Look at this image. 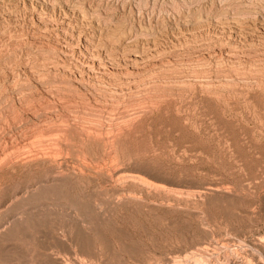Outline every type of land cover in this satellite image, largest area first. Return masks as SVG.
<instances>
[{
  "label": "rangeland",
  "instance_id": "obj_1",
  "mask_svg": "<svg viewBox=\"0 0 264 264\" xmlns=\"http://www.w3.org/2000/svg\"><path fill=\"white\" fill-rule=\"evenodd\" d=\"M36 1L0 0V154L3 153L0 160H4L0 162V264H57L56 261L60 259L63 260L62 264H173V260L174 264H189V260L190 264H264V51L257 46L254 50L256 52L251 51L252 63H248V66L237 63L236 68L224 59L220 58L223 64L219 58L210 59L209 53L218 45L215 41L216 35L220 33L207 25V21L203 30H197L194 39L187 41L194 49L187 42L178 44L181 46L178 48L176 45V51L173 49L175 57L179 54L178 58H189L190 64L179 65L185 70L176 66L174 69L153 73L159 76H151V83L148 81L145 84L148 90L143 87V91L141 89L128 98L126 96L122 100H114L115 103L108 95L101 93L107 106L99 111L93 106L90 108L86 100L75 102L77 105L71 103L68 106L70 114L65 117L61 113V104L48 101L44 96L46 94L25 73L28 66H37L36 70L39 69L41 56L57 54L53 50L41 48V52L47 51L46 55L38 53V48L32 43L36 34L27 31V26L37 23L36 11L43 13L45 10ZM80 1L87 3H84L90 9L87 15L92 19L100 17L107 20L119 14L120 18L116 20L121 19L128 25L134 24L132 27L137 36L148 27L149 34L140 35L145 37L154 33L161 36L168 24L187 21L192 15L203 20L218 16H228L225 19L232 20L240 12L242 15L237 16L244 21L250 19L249 22L245 21L250 23L259 17L258 12L264 13V0ZM235 1H238L237 5L233 3ZM105 5H110L111 10L113 7L121 10L115 8L116 11H110L109 6L104 10ZM242 9L250 11L243 12ZM256 9H259L258 12ZM97 12L104 13V18ZM178 12L179 15L182 13V19ZM244 14L246 17L243 18ZM10 19L17 20L16 28L11 26L13 20ZM51 19L54 20V17ZM141 24L145 27H141ZM200 64L203 67L209 65L203 69L202 66L199 68ZM202 69L203 73H199ZM12 75L15 78H11ZM46 76L44 84L54 89L56 98L62 97L58 89L60 84L57 85L60 81L54 76L47 80ZM56 81L57 89L52 84ZM150 84L152 87H149ZM71 93L75 97L70 84V89L68 87L66 90L70 100L74 98ZM40 96H43L41 100ZM51 103L53 106H50ZM54 104H57L56 107ZM76 108L77 111L71 112ZM38 114L40 116L36 117ZM56 116L61 120H57ZM44 120L54 124H47ZM62 120H65L64 123ZM55 121L63 129H58ZM49 126L52 128L49 129ZM57 129L64 134L54 132ZM39 131L48 141L43 138L41 141ZM22 132H26V135L23 136ZM50 134L53 138L49 140ZM36 136H39L38 141ZM62 139L64 145L61 144ZM17 140L22 143L20 141L18 145ZM30 141L37 143L34 146ZM39 143H44L46 151L53 150V154L51 150L50 157L47 152L43 153L44 146L40 144L41 150ZM58 144L59 147L62 145L65 152L57 149ZM29 146L31 154L35 153L33 157L27 151H23L27 154L22 152V149L29 150ZM12 150L19 152L15 154ZM54 150L59 157L61 150L64 153L61 154L63 159L54 157ZM18 153L23 155L19 156ZM7 155L8 159H4ZM18 156L22 158L21 161L17 159ZM53 172L55 175L60 174L57 179L52 177ZM7 201L8 207H4ZM195 255H202V259L207 257L202 262L201 257L196 258ZM209 257L211 260H207ZM192 258L200 260L194 262Z\"/></svg>",
  "mask_w": 264,
  "mask_h": 264
},
{
  "label": "bare ground",
  "instance_id": "obj_2",
  "mask_svg": "<svg viewBox=\"0 0 264 264\" xmlns=\"http://www.w3.org/2000/svg\"><path fill=\"white\" fill-rule=\"evenodd\" d=\"M14 1V0H13ZM45 1V2H44ZM90 1V0H89ZM239 1V0H238ZM238 1L236 2H233V3H236V5H237V3H238ZM11 2V1H10ZM39 5H41V6H43V7H45V10L43 11V13H41V12H37L36 11V13H37V23H35V24H32L31 26H27L28 28H27V31L30 33H33V32H35V34H36V38H34V40H33V45H35V47H37L38 48V53L39 52H41L40 51V49L39 48H41V49H50V51L51 50H53L54 52H56L55 54L57 55H54V53H52V54H50V55H47L46 57H43V58H39V60L41 61V63H40V67H39V69L38 70H36V67L34 66V68H32L31 66H26L27 68H26V70H25V73H26V75H28L37 85H38V89L40 88L41 89V92L42 93H44V94H46V95H44L45 97H46V99L48 100V101H56V102H58V103H60L61 104V109H62V111L61 110H59V111H61V113H63V115H65V117L67 116L68 117V115L70 114V108L68 107L71 103H74L73 105H77L78 103H79V101H88L87 103H90V105H91V107L90 108H92V106L94 107V108H96V110H98L99 111V109H101V108H103V107H105V106H107V105H105V103L103 102L104 101V99L103 98H101V93H105L106 95H108V97H110V99L112 98V100L114 101V100H117V101H119V100H122L123 98H126V96H127V98H128V96L130 95H132V94H136V92L137 91H139V90H141V91H143L146 87H147V85H145L148 81H150L151 79V76L152 77H154V75L156 76V75H158V73L157 74H154V75H152L153 73H156V72H161L162 70H165V69H174V67H176V66H179V65H188V64H190V61H189V58H185V57H183V58H178L179 57V54H178V57H175L174 55H173V51L176 49L177 50V48H178V44H182L183 42H187V41H189V40H192V39H194V37H195V33H196V31L197 30H203V28L205 27V25H206V22L208 21V23H207V25H211L210 27H213V29L215 30V32L216 33H220L219 35L217 34L216 35V43H218V45L217 46H215L213 49H212V51H211V53H209V57H210V59H218L219 58V60L221 61V59H224L225 61H227L231 66H233L234 68H236L235 66H237L236 64L238 63H245V65H247L248 66V63H252V61H253V56H252V52L251 51H254L255 50V48L258 46V48L260 47L261 49H262V51H264V13L263 14H259V12L257 11V10H259V9H256V12H258V15H259V17H255L254 19L255 20H251V22L250 23H246L247 21L249 22L250 21V19L249 20H247L246 21V19H245V21L242 19L241 20V18H239L240 16H237V15H242V14H240V12H239V14H237L236 16H234L233 17V19L232 20H226L225 19V17H228V16H225L224 18L223 17H220V16H218V17H210L209 18V20H207V19H205V20H203V18L201 19V18H196V16H193L192 14V18H190V19H188L187 17L188 16H186V19H188L187 21H181V22H173V21H171V22H173V23H170V24H166L167 26H168V28H165L166 30H164L162 33H161V36H158V35H156V33H154L155 35H152V36H149L148 37V35L145 37V35L146 34H149V29H148V27H146L147 28V30H142V34H145V35H143V36H140V35H142V34H139V36H137V35H135V33H134V27H132L133 25H130V23H129V25L127 24V23H125V22H123L121 19L118 21V20H116V18H120V17H118L119 16V14L118 15H113V16H111V17H109L107 20L106 19H104V20H102L100 17H99V19H97V18H93L92 19V17L90 18L89 17V15H87V12H88V9L89 8H86L85 7V5H84V3L85 4H87L86 2H82V1H78V0H38V1H36ZM196 2V1H195ZM214 2V4H215V1H213ZM218 2V1H217ZM216 2V3H217ZM230 2V1H229ZM243 2V1H242ZM250 2H252V1H250ZM14 3V2H13ZM89 3V2H88ZM91 3V2H90ZM93 3V2H92ZM197 3V2H196ZM232 3V4H233ZM252 3H254V1L252 2ZM5 4V3H4ZM15 4V3H14ZM19 4V3H18ZM34 4V3H33ZM214 4H213V6H214ZM225 4V3H224ZM230 4V3H229ZM241 4V3H240ZM248 4V3H247ZM261 4H262V2H261ZM6 5V4H5ZM25 5H26V3H25ZM35 5V4H34ZM99 5V4H98ZM102 4L100 3V6H101ZM216 5V4H215ZM239 5V4H238ZM242 5V4H241ZM240 5V6H241ZM249 5V4H248ZM253 5V4H252ZM256 4H254V6H255ZM264 5V4H263ZM8 6V5H7ZM6 6V7H7ZM21 6V5H20ZM89 6H90V4H89ZM95 6V5H94ZM104 6V5H103ZM106 6V5H105ZM109 6V7H108ZM212 6V7H213ZM223 6V5H222ZM226 6V5H225ZM247 6V5H246ZM0 7H2V5L0 4ZM26 6H24V8H25ZM88 7V6H87ZM97 7V6H96ZM107 7L108 8H110V5H107L106 6V8L104 9V10H106L107 9ZM112 7V6H111ZM123 7V6H122ZM235 8V6H232V8ZM237 7V6H236ZM250 7V6H249ZM248 7V8H249ZM252 7L253 6H251V9H252ZM256 7V6H255ZM9 8V7H8ZM90 8H92L91 6H90ZM116 8V7H115ZM114 7H113V10L115 9ZM126 8V7H125ZM137 8H139L138 6H137ZM197 8V7H196ZM202 8V10L204 9L203 8V6L201 7ZM206 8H208V7H206ZM209 8H211V5H210V7ZM217 8V7H216ZM219 8V7H218ZM222 8H224V7H222ZM225 8H227V7H225ZM229 8H231V7H229ZM256 8H258V7H256ZM11 9V8H10ZM18 9H19V7H18ZM116 9H118V10H121V9H119L118 7L116 8ZM116 9H115V11H116ZM195 9V8H194ZM214 10H215V7L213 8ZM212 9V10H213ZM255 9V8H254ZM253 9V11H255ZM2 10V9H1ZM6 10V9H5ZM90 10V9H89ZM93 10V9H92ZM97 10V9H96ZM100 10V9H99ZM109 10V9H108ZM113 10H111V8H110V11H113ZM123 10H124V8H123ZM190 10H191V8H190ZM201 10V11H202ZM222 9H220V11H221ZM230 10H232V9H230ZM229 10V11H230ZM234 10H236V9H234ZM238 10V9H237ZM246 10H249V9H245V11H243V9H242V11L243 12H246ZM8 11H9V9H8ZM12 11H14V10H12ZM16 11V10H15ZM22 11V10H21ZM94 11V10H93ZM98 11V10H97ZM131 11V10H130ZM200 11V12H201ZM204 11H205V9H204ZM207 11H208V9H207ZM217 11V10H216ZM225 11H227V10H225ZM250 11V10H249ZM253 11H251V12H253ZM261 11V10H260ZM264 11V10H263ZM7 12V11H6ZM5 12V13H6ZM24 12V11H23ZM32 12V11H31ZM30 12V13H31ZM96 12V11H95ZM107 12V11H106ZM109 12V11H108ZM142 12H144V11H142ZM180 12V11H179ZM179 12H178V15H179ZM187 12H189V11H187ZM186 12V13H187ZM198 12H199V10H198ZM210 12H211V9H210ZM214 12V11H213ZM232 12L234 13L235 11H233L232 10ZM243 12H241V13H243ZM13 13V12H12ZM18 13V12H17ZM22 13V12H21ZM89 13H92V11L91 12H89ZM94 13V12H93ZM97 13H99V12H97ZM111 12H109V14H110ZM113 13V12H112ZM141 13V12H140ZM149 13V12H148ZM196 13V12H195ZM201 13H203V12H201ZM205 13V12H204ZM209 13V12H208ZM227 13V15H229L228 14V12H226ZM1 14V13H0ZM4 14V13H3ZM19 14V13H18ZM100 15L102 14V13H99ZM104 14V13H103ZM103 14L101 15V17L103 16ZM137 14V13H136ZM151 14V13H150ZM182 14V13H181ZM181 14L179 15L180 17H181ZM190 14V13H189ZM197 14V13H196ZM223 14V13H222ZM231 14V13H230ZM256 14V13H255ZM5 15V14H4ZM6 15H8V14H6ZM13 15H15V14H13ZM87 15V16H86ZM91 15V14H90ZM94 15V14H93ZM124 15V14H123ZM140 16H141V14H139ZM153 15H154V13H153ZM199 15V14H198ZM235 15V14H234ZM254 15V14H253ZM22 16V15H21ZM26 17H27V15H25ZM120 16H121V14H120ZM142 16H144L143 14H142ZM155 16V15H154ZM154 16H153V18H154ZM175 16V15H174ZM177 16V15H176ZM184 16H185V13H184ZM210 16H211V14H210ZM214 16V15H213ZM232 16V15H231ZM2 17H4V16H2ZM15 17V16H14ZM51 17L53 18L54 17V20H52L51 19ZM89 17V18H88ZM95 17V16H94ZM97 17H98V14H97ZM144 17H146V16H144ZM148 17H150V16H148ZM170 17V16H169ZM193 17H194V19H193ZM199 17H200V15H199ZM202 17H204V14H203V16ZM244 17H246L245 16V14H244V16H243V18ZM252 17V16H251ZM6 18V17H5ZM19 18V17H18ZM28 18V17H27ZM31 18V17H30ZM102 18H104V17H102ZM152 18V17H151ZM174 18V17H173ZM176 18H178V17H176ZM17 19V18H16ZM32 19H34V18H32ZM101 19V20H100ZM158 19V18H157ZM175 19V18H174ZM181 19H182V17H181ZM180 18H179V20H181ZM1 20V19H0ZM11 20V19H10ZM13 20V21H12ZM11 21L12 22H10V23H12L11 24V26H13L14 28H16L17 26H18V23L16 22L17 20H14V19H12ZM24 20V19H23ZM27 20V19H26ZM150 20V19H149ZM163 20V19H162ZM172 20V19H171ZM176 20V19H175ZM178 20V19H177ZM176 20V21H177ZM9 21V20H8ZM157 21V20H156ZM33 22V21H32ZM35 22V21H34ZM141 23H142V20L140 21ZM140 22H138L139 24H140ZM150 23H152V21H149ZM160 21H158V23H159ZM164 22V21H163ZM27 23V22H26ZM148 24V23H147ZM147 24H146V26H147ZM29 25V24H28ZM157 25H159V24H157ZM8 26V25H7ZM10 26V25H9ZM135 26V25H134ZM141 27L143 26V24H141L140 25ZM155 27H156V25H154ZM164 26V25H163ZM166 26V27H167ZM22 27V26H21ZM143 27H145V26H143ZM150 27V26H149ZM153 27V26H152ZM151 27V28H152ZM154 27V28H155ZM8 28V27H7ZM136 28V27H135ZM159 28V27H158ZM25 29V28H24ZM205 29H207V28H205ZM137 30H138V26H137ZM153 30V29H152ZM154 31V30H153ZM160 31V30H159ZM198 32V31H197ZM211 32V31H210ZM214 32V33H215ZM137 33V32H136ZM139 33H141L140 32V30H139ZM158 33V32H157ZM206 33V32H205ZM213 33V34H214ZM202 34V33H201ZM150 35H151V33H150ZM209 36H210V34H209ZM33 37V36H32ZM198 37V36H197ZM200 37V36H199ZM202 37V36H201ZM213 37V36H212ZM204 38V37H203ZM207 38V37H206ZM215 38V37H214ZM205 39V38H204ZM208 39V38H207ZM205 41V40H204ZM214 41V40H213ZM22 42V41H21ZM192 42V41H191ZM195 42H196V40H195ZM187 43H189V42H187ZM199 43V42H198ZM211 43H212V41H211ZM190 44V43H189ZM188 44V45H189ZM193 44V43H192ZM194 44H197V43H194ZM202 44H203V42H202ZM176 45H177V48H175L176 47ZM187 45V46H188ZM191 45V44H190ZM190 45L188 46V47H190ZM210 45V44H209ZM182 46H184V45H182ZM192 46V45H191ZM197 46V45H196ZM179 47H181V46H179ZM184 47H186V46H184ZM193 47V46H192ZM209 47V46H208ZM211 47H213V46H211ZM211 47H210V49L209 50H211ZM175 48V49H174ZM191 48V47H190ZM203 48V47H202ZM201 48V49H202ZM174 49V50H173ZM189 49V48H188ZM193 49H194V47H193ZM200 49V50H201ZM45 50V51H46ZM175 50V51H176ZM257 50H259V49H257ZM52 51V52H53ZM180 51V50H179ZM191 51V50H190ZM199 51V50H198ZM202 51V50H201ZM206 51V50H205ZM42 52H43V50H42ZM41 52V53H42ZM47 52V51H46ZM45 52V53H46ZM178 52V51H177ZM184 52H185V50H184ZM186 52H188V51H186ZM193 52V51H192ZM197 52V51H196ZM203 52V51H202ZM254 52H256V51H254ZM44 53V52H43ZM44 53V54H45ZM176 53V52H175ZM206 53V52H205ZM204 53V54H205ZM208 53V52H207ZM260 53V52H259ZM49 54V53H48ZM193 54V53H192ZM196 54V53H195ZM36 55H38V54H36ZM43 55V54H42ZM46 55V54H45ZM181 55V54H180ZM186 55V54H185ZM188 56H189V54H187ZM206 55V54H205ZM257 55H258V53H257ZM184 56V55H183ZM193 56V55H192ZM254 56H255V54H254ZM259 56V55H258ZM261 56V55H260ZM200 57V56H199ZM196 58V57H195ZM198 58V57H197ZM202 58H203V56H202ZM202 58H200V59H202ZM221 58V59H220ZM264 58V57H263ZM38 59V58H37ZM206 59L207 58H205V62H206ZM255 60H256V58H254ZM259 59V58H258ZM39 60H37V61H39ZM196 60V59H195ZM202 60H204V59H202ZM201 60V61H202ZM218 60V61H219ZM198 61H200V60H198ZM213 61V60H212ZM217 61V62H218ZM219 61V62H220ZM264 61V60H263ZM195 62V61H194ZM194 62H192V63H194ZM203 62V61H202ZM208 62V61H207ZM210 62H211V60H210ZM209 62V63H210ZM217 62H216V64H217ZM222 62V61H221ZM220 62V63H221ZM254 62H256V61H254ZM262 62V61H261ZM191 63V64H192ZM197 63V62H196ZM204 63V62H203ZM224 63H226V62H224ZM259 63V62H258ZM263 63V62H262ZM262 63H261V65H262ZM199 64V63H198ZM202 64V63H201ZM200 64V66H199V68H202L203 66ZM211 64V63H210ZM221 64H223V62L221 63ZM204 65H205V63H204ZM207 65H209V64H207ZM206 65V66H207ZM218 65H220V64H218ZM225 65V64H224ZM241 65V64H240ZM244 65V64H243ZM243 65H242V68H243ZM255 65V64H254ZM261 65H260V67H261ZM181 66H179V67H181ZM202 66V67H201ZM205 66V67H206ZM213 66H215V64H213ZM253 66V65H252ZM258 66V65H257ZM257 66H255L256 68H257ZM178 67V68H179ZM196 67V66H195ZM205 67H203V69L205 68ZM212 67V66H211ZM220 67V66H219ZM227 67V66H226ZM241 67V66H240ZM251 67V66H250ZM177 68V69H178ZM181 68H184V67H181ZM188 68V67H187ZM190 68V67H189ZM207 68V67H206ZM205 68V69H206ZM221 68H223V66L221 67ZM229 68V67H228ZM237 68H239V67H237ZM245 68V67H244ZM252 68V67H251ZM250 68V69H251ZM262 68V67H261ZM176 69V70H177ZM180 69V68H179ZM186 68H184V70H185ZM196 69V68H195ZM203 69H202V72H199V73H203ZM224 69V68H223ZM246 69H248V68H246ZM249 69V70H250ZM258 69H259V67H258ZM258 69H256V70H258ZM183 70V71H184ZM196 70H198V69H196ZM195 70V71H196ZM224 70H226V69H224ZM239 70V69H238ZM244 70V69H243ZM243 70H241V71H243ZM252 70H253V68H252ZM174 71V70H173ZM172 70H171V72H173ZM181 71V70H180ZM190 70H188V72H189ZM198 71H200V69L198 70ZM206 71V70H205ZM209 71V70H208ZM227 71V70H226ZM234 71V70H233ZM241 71H239V72H241ZM245 71V70H244ZM247 71V70H246ZM259 71V70H258ZM261 71H262V69H261ZM176 73V72H175ZM178 73V72H177ZM176 73V74H177ZM191 73H194V72H191ZM197 73V72H196ZM205 73V72H204ZM228 73H231V72H228ZM227 73V74H228ZM250 73H251V71H250ZM164 74V73H163ZM163 74L161 75V76H163ZM169 74H170V72H169ZM168 74V75H169ZM188 74V73H187ZM207 74V73H206ZM235 74H237V70L235 71ZM240 74H243V73H240ZM249 73H247V75H248ZM252 74V73H251ZM48 77H47V76ZM165 75V74H164ZM193 75V74H192ZM199 75V74H198ZM201 75V74H200ZM205 75V74H204ZM46 76V78H47V80H48V78L50 77V76H54V77H56L57 78V81L59 80L60 81V83H57V81L55 82V84L54 83H52L53 84V86L55 85V87L58 85V84H60V85H58L59 87H58V89L61 91V93L63 94V96L62 97H60V98H56L55 97V95H54V89H51L50 88V86L48 87L47 85H45L44 84V77ZM159 76V75H158ZM160 76V77H161ZM194 76H195V74H194ZM197 76V75H196ZM228 76V75H227ZM226 76V78L228 79L229 78V76H231V74L227 77ZM239 76V75H238ZM245 76H246V74H245ZM244 76V77H245ZM249 76V75H248ZM203 77V76H202ZM233 77V76H232ZM240 77H242L241 75H240ZM239 77V78H240ZM247 77V76H246ZM11 78H15L14 77V75H12V77ZM155 78H158V77H155ZM197 78V77H196ZM200 78H201V76H200ZM200 78H198V80H200L201 81V79ZM243 78V77H242ZM29 79V78H28ZM30 79V80H31ZM52 79V78H51ZM51 79H49L50 81H51ZM55 78H53L52 80H54ZM159 79V78H158ZM192 79H194V78H192ZM202 79H204V78H202ZM232 79V78H231ZM247 79V78H246ZM17 80V79H16ZM20 80V79H19ZM31 80V81H32ZM152 80H154V78L152 79ZM197 80V79H196ZM205 80V79H204ZM233 80H235L234 78H233ZM232 80V82H235V81H233ZM12 81V80H11ZM58 81V82H59ZM157 81V80H156ZM155 81V82H156ZM228 81V80H227ZM239 81V80H238ZM237 81V82H238ZM246 81V80H245ZM52 82V81H51ZM51 82H50V84H51ZM199 82V81H198ZM229 82H231V81H229ZM242 82H243V80H242ZM13 83H15V82H13ZM24 83V82H23ZM56 83H57V85H56ZM149 83H151V81L149 82ZM154 83V82H153ZM157 83V82H156ZM156 83H155V85L154 86H156ZM161 83V82H160ZM10 84V83H9ZM47 84V83H46ZM48 84H49V82H48ZM49 84V85H50ZM68 84H69V86H68ZM70 84H71V89H72V92L74 91V93H75V97H74V95L71 93V96L72 97H74V98H72V100H70L69 98H68V96H69V94H68V96H67V94H66V90L68 89V87H69V89H70ZM184 84V83H183ZM222 84V83H221ZM244 84V83H243ZM22 85V84H21ZM158 85H159V83H158ZM202 85H203V80H202ZM10 86H12V85H10ZM13 86H14V84H13ZM34 86V85H33ZM36 86V85H35ZM52 86V87H53ZM146 86V87H145ZM151 86V84L149 85V87ZM160 86V85H159ZM15 87V86H14ZM13 87V88H14ZM54 87V88H55ZM143 87H145L144 89H143ZM152 87V86H151ZM36 88V87H35ZM211 88V87H210ZM213 88V87H212ZM56 89H57V87H56ZM146 90H148L147 88H146ZM150 90H152V89H150ZM37 92H40V91H38V90H36ZM18 92V91H17ZM68 92V91H67ZM146 92V91H145ZM208 92V91H207ZM26 93V92H25ZM60 93V92H59ZM141 93V92H140ZM144 93V92H143ZM142 93V94H143ZM21 94V93H20ZM34 94V93H33ZM57 94V93H56ZM104 94V95H105ZM24 95V94H23ZM106 95H105V97H106ZM151 95V94H150ZM215 95V94H214ZM66 96H67V98L68 99H66ZM138 96V95H137ZM140 96V95H139ZM43 97V96H42ZM41 96L39 97V99L41 100V98H42ZM57 97H58V94H57ZM135 97V96H134ZM6 98V97H5ZM21 98V97H20ZM37 97L35 96V99H36ZM132 98H133V96H132ZM131 98V99H132ZM22 99V98H21ZM34 99V98H33ZM46 99H45V101H46ZM130 99V98H129ZM24 100H26V98L24 99ZM36 100H38V98L36 99ZM107 100V99H106ZM127 100V99H126ZM125 100V101H126ZM18 101H20L19 100V98H18ZM31 101H33V100H31ZM108 101H109V99H108ZM27 102V101H26ZM25 102V103H26ZM75 102H78L77 104L75 103ZM124 102V101H123ZM29 103V102H28ZM36 103V101L34 102V104ZM42 103V102H41ZM57 103V104H58ZM84 103V102H83ZM82 103V104H83ZM107 103H109V102H107ZM114 103H115V101H114ZM120 103V102H119ZM43 104V103H42ZM48 104V103H47ZM56 104V105H57ZM81 103H80V105H82ZM29 105V104H28ZM52 105V103L50 104V106ZM55 105V104H54ZM56 105H55V107H56ZM59 105V104H58ZM88 105V104H87ZM43 106H44V104H43ZM53 106V105H52ZM86 106V105H85ZM84 106V107H85ZM109 106V105H108ZM115 106V104L113 105V107ZM117 106V105H116ZM119 106V105H118ZM21 107V106H20ZM25 107V106H24ZM38 107V106H37ZM37 107H36V110H37ZM47 107V106H46ZM45 107V108H46ZM55 107H53V108H55ZM73 107V106H72ZM112 107V108H113ZM34 108V107H33ZM39 108V107H38ZM44 108V107H43ZM48 108H50L49 106H48ZM83 108V107H82ZM93 108V109H94ZM25 109V108H24ZM23 109V110H24ZM47 109V108H46ZM81 109V108H80ZM86 109H88V111H89V108H86ZM109 109V108H108ZM27 110H29L30 111V108L28 109L27 108ZM33 110V109H32ZM38 110H40V109H38ZM43 110V109H42ZM50 110H52V108L51 109H49V111ZM55 110V109H54ZM53 110V111H54ZM72 110V109H71ZM82 110V109H81ZM84 110H85V108H84ZM92 110V109H91ZM95 110V111H96ZM105 110V109H104ZM26 111V110H25ZM35 111V110H34ZM33 111V112H34ZM48 111V112H49ZM74 111H77V108H76V110H73V111H71V112H74ZM78 111H79V113H80V110L78 109ZM101 111V110H100ZM41 112H44V111H41ZM54 112H56V113H58V111H54ZM53 112V113H54ZM82 112V111H81ZM85 112V111H84ZM32 113V112H31ZM37 113V112H36ZM40 113V112H39ZM60 113V112H59ZM94 113H96V112H94ZM143 113V112H142ZM35 114V113H34ZM49 114V113H48ZM46 115V116H50V115ZM33 115V114H32ZM44 115V114H43ZM51 115H52V112H51ZM59 115V114H58ZM73 115V114H72ZM75 115V114H74ZM73 115V116H74ZM93 115V114H92ZM91 115V116H92ZM95 115V114H94ZM38 116H40L39 114L36 116V117H38ZM60 116H62V115H60ZM91 116H90V118H91ZM29 117V116H28ZM41 117H42V115H41ZM55 117V116H54ZM57 117V116H56ZM64 117V116H63ZM83 117V116H82ZM81 117V118H82ZM58 118H59V120H61L60 119V117H57V120H58ZM86 118V117H85ZM96 118V117H95ZM8 119V118H7ZM6 119V120H7ZM10 119V118H9ZM8 119V120H9ZM12 119V118H11ZM14 119V118H13ZM32 119V118H31ZM39 119H40V117H39ZM48 119V118H47ZM56 119V118H55ZM99 119V118H98ZM49 120V119H48ZM65 120H66V118H65ZM64 120V121H65ZM11 121V120H10ZM36 121V120H35ZM43 121V120H42ZM41 121V122H42ZM45 121V120H44ZM53 121V120H52ZM63 121V120H62ZM64 121H63V123H64ZM87 121V120H86ZM6 122V121H5ZM15 122V121H14ZM23 122V121H22ZM31 122V121H30ZM32 122H33V120H32ZM37 122V121H36ZM41 122H39V123H41ZM88 122V121H87ZM2 123V122H1ZM7 123V122H6ZM10 123V122H9ZM34 123V122H33ZM45 123H50V121L49 122H46L45 121ZM55 123H56V121H55ZM57 123H58V121H57ZM56 123V124H57ZM59 123H61V121L59 122ZM84 123H86V122H84ZM37 124V123H36ZM35 124V125H36ZM42 124V123H41ZM51 124V123H50ZM52 124H54V123H52ZM51 124V125H52ZM56 124H55V126H56ZM34 125V126H35ZM58 125V129L60 128L59 126H60V124H57ZM63 124L61 123V126H62ZM85 125V124H84ZM4 126V128L6 127L5 125H3ZM11 126V125H10ZM9 126V127H10ZM41 126V125H40ZM67 126V125H66ZM73 126V125H72ZM44 127V126H43ZM63 127H65V126H63ZM3 128V129H4ZM42 128V127H41ZM50 128H52L51 126H49V129ZM55 128V127H54ZM53 128V129H54ZM94 128V127H93ZM44 129V128H43ZM45 129H46V127H45ZM52 129V130H53ZM57 129V130H58ZM60 129H63L62 127L60 128ZM71 129V128H70ZM98 129V128H97ZM23 130V129H22ZM27 130V129H26ZM25 130V131H26ZM37 130V129H36ZM39 130V129H38ZM52 130H50V131H52ZM24 131V130H23ZM28 131V130H27ZM26 131V132H27ZM30 131V130H29ZM41 131V130H40ZM39 131V132H40ZM44 131V130H43ZM60 130H58V131H54V132H59ZM20 132V131H19ZM18 132V133H19ZM26 132H25V134H24V132H22L24 135L23 136H25L26 135ZM33 132V130L31 131V133ZM37 132V131H36ZM46 132V131H45ZM49 132V131H48ZM47 132V133H48ZM61 132V131H60ZM22 133H21V135H22ZM30 133V132H29ZM43 133V132H42ZM51 133V132H50ZM89 133H90V131H89ZM92 133V132H91ZM34 134V133H33ZM32 134V137L34 136ZM44 134H46V133H44ZM49 134V133H48ZM54 134V133H53ZM60 134H64L63 133V131L60 133ZM66 134V133H65ZM75 134V133H74ZM18 135V134H17ZM16 135V136H17ZM58 135V134H57ZM56 135V138L58 137ZM72 135V134H71ZM10 136V135H9ZM15 136V135H14ZM28 137H29V135H27ZM26 136V137H27ZM49 135H47V137H48ZM50 136H51V134H50ZM49 136V137H50ZM60 136V135H59ZM69 136V135H68ZM11 137H13V134H12V136ZM17 137H19V136H17ZM16 137V138H17ZM27 137V138H28ZM39 137V136H38ZM38 137L36 136V140L38 141ZM44 137H46L45 135H44ZM48 137V138H49ZM55 137V136H54ZM60 137H62V136H60ZM66 137V136H65ZM70 137V136H69ZM30 139H31V137H29ZM35 138V137H34ZM39 138H41V141H42V138H43V134H42V136H41V132H40V137ZM51 138H53L52 136L49 138V140L51 139ZM63 138V137H62ZM68 138V137H67ZM18 139V138H17ZM29 139V140H30ZM46 140V141H48V139L47 138H43V140ZM64 139V138H63ZM63 139H62V143L61 144H63L64 145V143H63ZM28 140V139H27ZM44 140V141H45ZM54 140H55V138H54ZM53 140V144H54V141ZM57 140V139H56ZM58 140H60L59 139V137H58ZM13 141V140H12ZM18 142H17V144L19 145L20 143V141L21 140H17ZM25 141V140H24ZM31 141L32 142H34V139L32 140L31 139ZM30 141V142H31ZM37 141H36V143H37ZM40 141V140H39ZM31 142V143H32ZM43 142V141H42ZM51 142H52V140H51ZM61 142V141H60ZM64 142H66V141H64ZM68 142H69V139H68ZM67 142V144H68V147H69V143L71 142V140H70V142L68 143ZM21 143H22V141H21ZM35 143V144H36ZM45 143V142H44ZM44 143L42 144V143H39V148H41V150H42V146L40 145V144H42L43 146H44ZM47 143H49V142H47ZM47 143H45V144H47ZM57 143H59V141L57 142ZM74 143V142H73ZM107 143V142H106ZM14 144H16V143H14ZM16 144V145H17ZM28 144V143H27ZM32 144H34V143H32ZM35 144H34V146H35ZM60 144V145H61ZM66 144V143H65ZM66 144V145H67ZM91 144V143H90ZM11 145V144H10ZM10 145H9V147H10ZM15 145V146H16ZM17 145V146H18ZM29 145V144H28ZM31 145V144H30ZM38 145V144H37ZM36 145V146H37ZM49 145V144H48ZM48 145H46L47 146V148H48ZM71 145V144H70ZM74 144H72V146H73ZM83 145V144H82ZM7 146H8V144H7ZM6 146V148H9V147H7ZM22 146V145H21ZM27 146V145H26ZM32 146V145H31ZM31 146H29V148L31 147ZM33 146V147H34ZM50 146V145H49ZM53 146V145H52ZM55 146V145H54ZM53 146V147H54ZM62 146V145H61ZM59 147V144H58V147H57V149L59 148V149H62V147ZM75 146V145H74ZM2 147H4V146H2ZM12 147V146H11ZM25 147V146H24ZM28 147V146H27ZM26 147V148H27ZM55 147V148H56ZM64 147V146H63ZM68 147H67V151H68ZM21 148V147H20ZM20 148H18L17 150H20ZM29 148H27V149H29ZM35 148V147H34ZM39 148H38V150H39ZM44 149H43V153H45V152H47L48 153V156L50 157V155H49V152H50V150L51 149H48L47 151L45 150V146L43 147ZM50 148H51V146H50ZM54 148V149H55ZM65 148V147H64ZM2 149V148H1ZM11 149V148H10ZM9 149V151H11ZM15 149V148H14ZM22 149V148H21ZM36 149V148H35ZM57 149H55V150H57ZM58 149V150H59ZM74 149V148H73ZM3 150H5V149H3ZM2 150V151H3ZM16 150V149H15ZM37 150V149H36ZM41 150H40V152H41ZM54 150V151H55ZM63 151L65 150V149H62ZM13 151V150H12ZM23 151H27V153L28 154H30V157L32 156V154H31V148L29 149V150H26V149H22V152ZM32 151H33V149H32ZM52 151V154H53V150H51ZM66 151V152H67ZM74 151V150H73ZM76 151V150H75ZM111 151V150H110ZM14 153H15V151H13ZM17 152H19V151H17ZM16 152V153H17ZM20 152H21V150H20ZM30 152V153H29ZM35 152V151H34ZM41 152V153H42ZM58 152V151H57ZM65 152V151H64ZM68 152H70V151H68ZM6 153V152H5ZM15 153V154H16ZM23 153H26V152H23ZM26 153V154H27ZM63 154L64 155V153H62V151L60 150V152H59V154ZM1 154H3V153H1ZM1 154H0V157H1ZM7 154V153H6ZM9 154V156H11L10 155V153H8ZM14 154V155H15ZM23 155V154H21V153H18V155ZM35 154V153H34ZM33 154V156H35ZM37 154V153H36ZM40 154V153H39ZM57 153H56V151H55V154H54V157L55 156H57L56 155ZM61 154H60V157H59V155L57 156L58 157V159L60 158H62L63 159V157L64 156H62L61 157ZM19 155V156H20ZM43 154H40V156H42ZM47 155V154H46ZM67 155H69V154H67ZM8 155L7 156H5L4 157V159L6 158V159H8L7 157H9ZM19 156H18V158L17 159H20V161H21V159L22 158H19ZM25 157H26V155H24ZM23 156V158H24V160H25V157ZM28 156V155H27ZM32 156V157H33ZM37 156H38V154H37ZM36 156V157H37ZM29 157V156H28ZM42 157H44V156H42ZM46 157V156H45ZM48 157V158H49ZM57 157H56V160H58L57 159ZM66 158V157H65ZM64 158V159H65ZM3 159V158H2ZM34 159V158H33ZM51 159H53V157L51 158ZM59 159V160H60ZM10 160V159H9ZM49 159H47V161H48ZM56 160H54V162L56 161ZM1 161H3L4 162V160H0V162ZM26 161H28V160H26ZM38 161V160H37ZM40 161V160H39ZM53 161V160H52ZM61 161H64V160H61ZM41 162V161H40ZM59 162V161H58ZM2 163V162H1ZM55 163H57V162H55ZM54 164V163H53ZM55 165V164H54ZM57 165V164H56ZM55 165V166H56ZM59 165H60V163H59ZM50 166V165H49ZM56 167H58V166H56ZM87 167V166H86ZM53 168V167H52ZM60 168V167H59ZM61 171V170H60ZM85 171V170H84ZM55 173H57V172H55ZM60 173H62V172H60ZM52 174H54V172L52 173ZM51 173H50V175H52ZM57 175H60L59 173H57L56 175L54 174V175H52V177H54V179H57ZM50 177V176H49ZM56 177V178H55ZM60 177V176H59ZM65 177V176H64ZM60 179H62L61 177H60ZM144 179V178H143ZM63 180V179H62ZM50 181V180H49ZM137 181V180H136ZM142 181V180H141ZM59 184V183H58ZM56 186V185H55ZM66 187V186H65ZM151 187V186H150ZM162 188V187H161ZM59 189V188H58ZM214 189V188H213ZM52 191V190H51ZM66 191V190H65ZM206 191V190H205ZM29 192V191H28ZM17 193V192H16ZM20 193V192H19ZM64 193V192H63ZM66 193V192H65ZM71 194V193H70ZM21 195V194H20ZM15 196H17V195H15ZM25 196V195H24ZM19 197V196H18ZM17 197V198H18ZM23 197V196H22ZM11 198V197H10ZM16 198V199H17ZM22 199V198H21ZM8 200V199H7ZM11 200V199H10ZM14 199H13V196H12V201H13ZM18 200V199H17ZM16 200V201H17ZM101 200V199H100ZM87 201V200H86ZM5 205V204H4ZM11 205H12V203H11ZM10 205V206H11ZM82 205V204H81ZM86 205V204H85ZM4 207H8V201H7V204L4 206ZM17 207V206H16ZM84 207V206H83ZM1 208V207H0ZM3 208V207H2ZM10 208V207H9ZM50 208V207H49ZM62 208V207H61ZM82 208V207H81ZM5 210V209H4ZM42 210V209H41ZM43 210H45V209H43ZM68 210V209H67ZM79 210V209H78ZM6 211V210H5ZM52 211V210H51ZM0 214H1V212H0ZM10 214H12V213H10ZM90 214V213H89ZM56 215V214H55ZM11 217V216H10ZM9 217V218H10ZM63 217V216H62ZM8 218V217H7ZM11 220V219H10ZM83 220V219H82ZM6 222H8V221H6ZM5 223V222H4ZM3 223V224H4ZM12 224V223H11ZM5 225H6V223H5ZM69 225V224H68ZM2 226V225H1ZM0 226V227H1ZM4 226V225H3ZM2 228V227H1ZM6 228H8V227H6ZM0 230H2V229H0ZM3 233H4V230H3ZM66 233V232H65ZM70 234V233H69ZM5 236V235H4ZM2 240V239H1ZM12 240V239H11ZM59 241V240H58ZM219 245V244H218ZM223 245V244H222ZM237 245V244H236ZM205 247H206V245H205ZM218 247V246H217ZM207 248H208V246H207ZM236 248V247H235ZM200 249V248H199ZM198 249V250H199ZM202 249L204 250V249H206V248H203L202 247ZM82 250V249H81ZM203 250H201V252L203 251ZM200 251V250H199ZM222 251V250H221ZM11 252V251H10ZM206 252V251H205ZM256 252V251H255ZM88 253V252H87ZM198 253V252H197ZM196 253V254H197ZM207 253V252H206ZM53 254V253H52ZM193 254H195V252L193 253ZM203 254V253H202ZM210 254V253H209ZM199 255V254H198ZM205 255V254H204ZM196 256V255H195ZM202 255H200V256H196V258H200ZM187 257H188V255H187ZM192 257V256H191ZM190 256H189V258H191ZM205 257H207V256H205ZM205 257L202 259V257L200 258V259H202L201 261L203 262V260H205ZM171 259V258H170ZM186 259V258H185ZM188 259V258H187ZM193 259V258H192ZM200 259H193V261L195 260L196 262H198V260H200ZM207 259V258H206ZM176 260V259H175ZM207 260H211L210 259V257H209V259H207ZM63 262V260H58V261H56L57 262V264H62V262ZM170 261V260H169ZM185 261V260H184ZM187 261V260H186ZM185 261V262H186ZM192 261V263H194ZM263 261V260H262ZM173 262V264H174V260L172 261ZM189 262V264L191 263L190 262V260L188 261ZM200 262V261H199ZM167 263H168V261H167ZM176 263H177V261H176ZM205 263V262H204ZM169 264V263H168ZM171 264V263H170ZM194 264H196V263H194ZM211 264V263H210Z\"/></svg>",
  "mask_w": 264,
  "mask_h": 264
}]
</instances>
